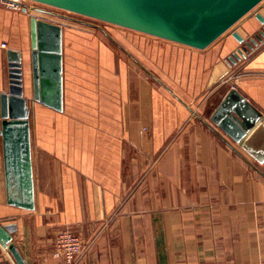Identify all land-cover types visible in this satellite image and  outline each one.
Instances as JSON below:
<instances>
[{
  "label": "crops",
  "instance_id": "obj_1",
  "mask_svg": "<svg viewBox=\"0 0 264 264\" xmlns=\"http://www.w3.org/2000/svg\"><path fill=\"white\" fill-rule=\"evenodd\" d=\"M51 15L0 2V92L17 50L30 142L25 161L20 134L0 133V223L27 264H65L63 229L83 242L75 264H264V163L211 120L233 87L264 115V39L230 58L233 31L262 28L254 13L202 50L169 44L157 61L150 47V68ZM32 16L62 27L61 110L33 96ZM0 264H16L1 243Z\"/></svg>",
  "mask_w": 264,
  "mask_h": 264
},
{
  "label": "water",
  "instance_id": "obj_2",
  "mask_svg": "<svg viewBox=\"0 0 264 264\" xmlns=\"http://www.w3.org/2000/svg\"><path fill=\"white\" fill-rule=\"evenodd\" d=\"M53 7L117 24L136 31L205 49L229 31L250 12L262 28L250 38L238 31L232 35L239 42L230 58H243L264 39V15L255 8L264 0H34ZM27 10V9H25ZM31 62L35 100L57 109L63 102L62 27L35 16L31 17ZM8 87L0 92V116L4 118V141L10 144V135L20 134V153L28 161L30 142L29 109L25 97L22 53L8 49ZM42 84V92L39 83ZM44 84L52 85L45 92ZM46 86V85H45ZM7 118L11 122H7ZM211 120L236 141L255 160L264 163V115L237 88H231L211 115ZM25 124L23 128L11 127ZM31 196V190H27ZM32 206V205H31ZM0 243L9 250L16 264H27L13 242V236L0 223Z\"/></svg>",
  "mask_w": 264,
  "mask_h": 264
},
{
  "label": "rangeland",
  "instance_id": "obj_3",
  "mask_svg": "<svg viewBox=\"0 0 264 264\" xmlns=\"http://www.w3.org/2000/svg\"><path fill=\"white\" fill-rule=\"evenodd\" d=\"M34 3H36L37 6L51 11V16L56 17V19H59L61 22H63L66 27H71L76 30L89 32L91 34H94V36L106 40L111 45H113L117 52H119L122 56L129 57L128 53L136 56L142 55L141 58H143L142 60L146 64L144 66H147V68H150V66L145 60L146 54H144V52H148L150 47H152L151 53L155 55L154 58L157 61L160 58H163V53L158 52L160 54L159 55L155 52V48H162V46L164 47L169 44H180L183 48L186 47L194 50H202L198 48L195 49L194 47L163 39L154 35L136 31L130 28H126L117 24L81 15L72 11L53 7L37 1Z\"/></svg>",
  "mask_w": 264,
  "mask_h": 264
},
{
  "label": "built area",
  "instance_id": "obj_4",
  "mask_svg": "<svg viewBox=\"0 0 264 264\" xmlns=\"http://www.w3.org/2000/svg\"><path fill=\"white\" fill-rule=\"evenodd\" d=\"M7 8L14 11L32 9L37 6L34 0H0ZM6 47V44H3ZM83 251L81 238L70 229L61 230L56 236L53 257L65 264H75Z\"/></svg>",
  "mask_w": 264,
  "mask_h": 264
}]
</instances>
